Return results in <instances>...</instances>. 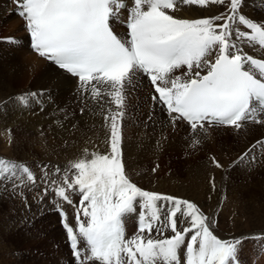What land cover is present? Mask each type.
Wrapping results in <instances>:
<instances>
[{
  "label": "snow or ice",
  "instance_id": "6c2138e0",
  "mask_svg": "<svg viewBox=\"0 0 264 264\" xmlns=\"http://www.w3.org/2000/svg\"><path fill=\"white\" fill-rule=\"evenodd\" d=\"M13 2L26 22L32 49L78 77L80 89L97 102L109 127L110 151L88 158L86 149L83 158L69 162L62 183L53 189L68 204L69 191L81 196L75 228L61 213L76 264H240L238 251L246 238L217 237L215 221L197 204L142 190L125 174L124 93L138 75L146 76L158 94L152 99L164 106L171 122L187 123L190 147L207 135L206 125L239 129L249 120L264 123L256 120L257 108L264 115V58L244 50L264 52V21L243 15V0ZM210 4L224 5L227 11L199 19L170 14L178 6ZM110 21L124 23L126 36L115 34ZM29 96L36 93L16 99L27 105ZM105 96L115 110L105 108ZM212 162L222 167L214 157ZM54 172L62 170L55 167ZM14 178L22 184L36 182L23 163L0 158V182ZM132 214L138 217V230L126 238L125 219ZM154 231L162 238H152ZM166 231L171 235L165 236Z\"/></svg>",
  "mask_w": 264,
  "mask_h": 264
},
{
  "label": "bare ground",
  "instance_id": "6f19581e",
  "mask_svg": "<svg viewBox=\"0 0 264 264\" xmlns=\"http://www.w3.org/2000/svg\"><path fill=\"white\" fill-rule=\"evenodd\" d=\"M9 10V4L5 0H0V40L2 38V41H0V156L8 160L20 162L39 161V158L34 157L29 149H24V146L21 145L19 136L25 138L26 135L32 136L38 133L37 127H35L34 124L45 121L49 112L52 118V120L50 118L52 121L51 143L46 146V144L41 142L39 145L42 150L40 158L44 159V163H50L51 168H53L52 171L49 167L51 174L54 173V176H56L54 172L55 167H68L69 162H74L83 158L86 149L88 158H90V154L93 152L106 154L110 151V145L108 144L109 127L103 119L101 110L96 106L97 102L94 101L88 93L80 89L79 83L75 78L56 69L53 65L38 57L27 48V36L23 29V24L21 20L16 15L10 13ZM226 11L227 8L224 5L210 4L206 7L184 5L178 6L177 10L170 12V14L182 19H199L213 17L220 13H226ZM240 12L254 21H264V0H243ZM31 93H36V96H29L27 105L19 103L16 99L19 96ZM124 95L126 99L123 109L125 115L122 120V136L139 137L137 139L144 137L152 142L148 143L147 148L139 147L140 149L135 147V144L130 145V143H128L126 154H124V152H122V154H124V160L126 159L127 163L130 162L129 165H126L131 168L130 170H133V167L137 168L140 164L143 165L148 157L153 158L158 155L160 151L163 152L165 149L172 150V152H180V150L188 152L194 150L195 147L198 150L206 149L208 151L209 160H212L213 155L210 156V152L212 151L211 148H213L217 155L214 156V158L222 167L217 168L212 161L209 162V167L211 163L214 165L213 168H215L214 170L217 176L233 171V173L237 172L236 174L234 173L235 176L237 179H240L239 181L241 183L245 182L244 185L246 187H253L254 184H260L264 187V123L256 125L255 127L239 129L238 131H234L231 128L220 130L212 129L207 131L206 136L200 137L201 143L199 145L190 147L192 136L190 135V130H188L186 126L181 125L173 127L169 122H165L160 114H153L148 108L144 98L140 95V92L136 89L127 87L125 88ZM102 102H104L105 108L111 107L115 110V105L110 102V98L107 96L103 97ZM81 109H83V112ZM47 121H49V119ZM9 131L10 133L13 132L12 135ZM172 132L176 134H172ZM229 137L232 138L231 141H228ZM220 139H225V141L222 142V146L220 145L219 147L218 144ZM259 139L262 140L260 143H257ZM166 141H170V143L166 145ZM253 145H256V147L253 148ZM250 149L251 151H249ZM245 153H248V155L245 156ZM205 170L206 168L204 172ZM154 174L155 172H153V175ZM47 176L52 177V175L49 174ZM46 181L44 177L41 182L37 183L40 186V188L37 189V192L40 191L39 204L44 199L41 195L44 193L43 182ZM25 183L28 182L25 180ZM25 183H19V195L22 193V198L27 200V198L31 196V193L30 191H25ZM29 184L33 185L32 183ZM137 184L139 185L140 183ZM41 187L43 188L41 189ZM238 191L237 189L233 192L231 191L232 194H234V201L237 202L236 206L248 212L250 206L244 197L252 198L254 196L252 190H245L246 196L243 198L240 197L241 192ZM16 192L18 193V191ZM192 194H194V192ZM43 206L44 205H42V207ZM24 212H26V210H24ZM241 213L244 214L243 212ZM18 214L24 217L22 211H19ZM23 217L19 218L23 220ZM250 220L254 224V221H252V219ZM6 224L8 227L14 226V228H16V225L8 222V220ZM258 224L260 225L259 222ZM246 229L248 228L246 227ZM231 231L232 229H230V232ZM14 264H17V262Z\"/></svg>",
  "mask_w": 264,
  "mask_h": 264
},
{
  "label": "rangeland",
  "instance_id": "374dc122",
  "mask_svg": "<svg viewBox=\"0 0 264 264\" xmlns=\"http://www.w3.org/2000/svg\"><path fill=\"white\" fill-rule=\"evenodd\" d=\"M0 41H2V38ZM50 118H51V113L49 112L45 118V121H42L43 123L38 122L34 124L35 127H37L36 129L38 130V133H36L35 135L32 136L26 135L25 138H21L23 136H19L21 145L24 146V149L25 150L29 149L30 153L34 157L39 158V161L42 162L45 161L43 158H40L41 157L40 154L42 150L39 144L42 142L43 144H46V146H48L51 143L52 118L51 120ZM48 119L49 121H47ZM175 132H172V134ZM137 138L139 137L136 136L123 137L122 152H124V154H126L125 152L128 147L127 146L128 143H130V145L135 144V147L137 148L139 147L147 148L148 143H152L150 142V140H147L144 137H141V139H137ZM23 140L25 141V143ZM231 140L232 138L229 137L228 141ZM64 141L67 142L66 140ZM224 141L225 139H220L218 146L219 147L220 145L222 146V142ZM124 143L126 146L124 145ZM168 143H170V141H166L165 144L167 145ZM32 147H36V148H32ZM211 150L212 151L210 152V156L211 155H213V157L217 156L215 154L214 149L211 148ZM207 152L208 151L206 149L198 150L196 147L194 148V150L188 152L187 151L185 152V150H180V152L177 151L172 152V150L165 149L163 150V152L160 151L159 152L160 154L158 153V155L154 156L153 158L148 157L143 165L140 164L137 168L133 167L132 168L133 170H130L131 168L126 166L129 165L130 162L127 163L126 159L124 160L125 158L124 154H122V159L125 165V174L129 177V179L133 183H135L142 190L155 192V193L160 192L159 194L162 193L164 195H170L173 197L188 200L197 205L199 204L198 207L204 213L206 212L205 214L207 216L209 215L208 217L209 218L211 217L210 219L216 221L215 224L212 225V230L214 234L216 233L215 235L217 237L221 239L224 238L225 240L241 238V237L251 239L253 241L256 240L252 238L257 236L258 234H264V225H263L264 224V192H263L264 187H262L260 184H254L253 187H246L244 185L245 182L241 183L239 181L240 179H237V177L235 176L237 172H234L235 173L234 174L233 171L225 173L224 175L221 174L220 176H217L214 170L215 168H213L215 164L213 163L214 164L213 165L211 163L209 167V162H211L212 160H209ZM49 167L51 168V166ZM205 168L206 170L204 172ZM51 169L53 171V168ZM153 169H155V171H153ZM153 172H155L154 175ZM44 177L46 180L50 178H52L51 180H53L54 173H52V177L45 176L42 174L39 175V178L41 180ZM232 179L233 180L236 179V180L233 181ZM20 182L21 180L6 182V183L0 182V264H5V263L14 264L16 262L17 264H64L63 257L65 256L64 253L65 247H63L62 250H60L59 247L57 246L58 245L57 242L59 240H60L59 246L63 245L62 240L64 237V233L58 224L57 217L55 218L54 214H49L47 212L48 202L43 194L41 196L44 197V199L39 204L40 191L37 192V189H39L40 186L38 184L30 185L29 183H25L26 185L25 191H30L31 193V196L28 197L26 200L23 199L21 195H19ZM44 183L45 182H43V184ZM137 183L140 184L138 185ZM13 185H16V187H14ZM42 188L43 187H41V189ZM235 189L241 192L240 197L242 198L246 196L245 192L247 190L249 189L252 190V194L254 195L252 198L244 197V199L247 200L248 205L250 206V210L248 212H245L244 209H240L238 208V206H236L237 202L234 201L233 199L234 194H232V192ZM16 191H18V193ZM193 192L194 194H192ZM32 195H34L36 198ZM42 205L44 206L42 207ZM24 210H26V212H24ZM17 211L18 212L22 211L24 213V217L23 215L19 216ZM240 211L243 212L244 214H242ZM19 217H23V220L20 219ZM250 219L254 221V224L251 222ZM7 220L8 222L16 225L15 226L16 228H14V226L8 227L6 224ZM258 222L260 223V225L258 224ZM185 225L187 226L186 223L183 226ZM246 227L248 229H246ZM230 229H232L233 232L232 231L230 232ZM224 230L226 231L223 232ZM164 235L168 236L171 235V233L166 231ZM152 238L156 239L162 237L157 236L154 231L152 234ZM261 240L264 241V238H261ZM253 241L247 243L249 244V246L247 245L248 248L251 247L252 244L251 242ZM255 242L256 245L253 244V246L257 250L256 252L257 259L260 260L261 263H264V242H260V241L259 242L255 241ZM248 248H247V252L249 254L251 253L252 250H249Z\"/></svg>",
  "mask_w": 264,
  "mask_h": 264
}]
</instances>
